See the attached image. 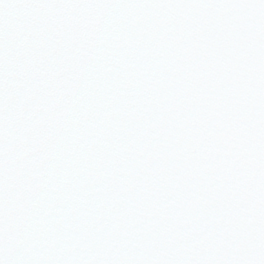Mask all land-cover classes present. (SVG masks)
<instances>
[{"label": "snow or ice", "instance_id": "6c2138e0", "mask_svg": "<svg viewBox=\"0 0 264 264\" xmlns=\"http://www.w3.org/2000/svg\"><path fill=\"white\" fill-rule=\"evenodd\" d=\"M0 264H264V0H0Z\"/></svg>", "mask_w": 264, "mask_h": 264}]
</instances>
